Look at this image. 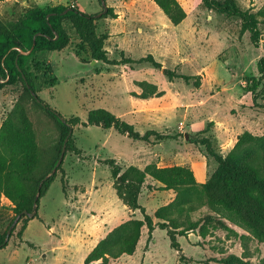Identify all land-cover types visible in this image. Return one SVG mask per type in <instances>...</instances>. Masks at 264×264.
<instances>
[{
    "label": "rangeland",
    "instance_id": "1",
    "mask_svg": "<svg viewBox=\"0 0 264 264\" xmlns=\"http://www.w3.org/2000/svg\"><path fill=\"white\" fill-rule=\"evenodd\" d=\"M21 1L0 0V15L11 16L13 9H21ZM55 1L33 0L26 6L33 3L44 7ZM75 1L68 5H76L87 14L96 15L103 9L98 0ZM177 1L186 16L174 25L153 0H105L115 17L98 18L96 31L107 34L104 48L109 58L119 59L123 53L139 59L151 54L162 68L198 74L199 87L182 78L170 81L149 62L110 65L93 61L65 23L70 43L45 55V63L51 65L57 82L48 86L41 79L36 80L38 97L64 118L78 116L85 121L89 110L104 108L141 133L155 129L164 136L143 141L112 128L75 126V144L82 156L70 152L64 155L65 192L58 172L39 199L37 216L27 221L21 237H17V232L22 218L9 235L7 245L0 248V264H84L85 256L108 231L127 219L142 217L140 210H128L116 196L109 167L98 159L114 158L122 168L187 165L196 180L204 182L216 162L205 146L195 142L198 136L209 135L217 151L226 154L243 131L264 134V109L254 106L250 92L241 86L247 77L257 76L256 61L263 53L262 45H253L249 33L240 32L238 19L202 8L199 0ZM237 2L252 11L264 5V0ZM139 81L155 84L160 94L141 97ZM18 92L15 85L0 90V123L7 115L14 116ZM37 111V121L30 116L46 137L49 121ZM205 128L207 131L197 134ZM160 186L146 176L139 203L147 213L152 214L174 198L173 189ZM11 207L10 201L1 197L2 230L14 216ZM204 212H211L207 205L193 217ZM226 222L231 230H215L204 239L197 232L178 236L182 252L194 260L193 264H204L209 256L215 260L212 264H218L220 249L236 256L242 264L264 263V242H258L246 228L231 220ZM105 264L184 263L178 260V251L170 248L165 230L155 228L147 244V230L143 227L132 255L109 258Z\"/></svg>",
    "mask_w": 264,
    "mask_h": 264
},
{
    "label": "trees",
    "instance_id": "2",
    "mask_svg": "<svg viewBox=\"0 0 264 264\" xmlns=\"http://www.w3.org/2000/svg\"><path fill=\"white\" fill-rule=\"evenodd\" d=\"M153 1L174 25L186 16L177 0ZM199 5L238 19L240 32L247 31L253 45H262L263 53L256 61L257 76L247 77L241 86L244 91L250 92L252 104L264 109V102L259 101L264 100V5L256 11L242 8L237 0H199ZM19 6L21 9H13L11 16L0 15V90L9 85L19 88L13 106L14 116L7 115L0 123V199L5 197L10 201L14 214L7 227L4 230L0 228V248L8 243L6 231L15 216L26 211L20 217L23 223L17 232V237H21L27 221L37 216L35 213L30 217L28 213L32 211L34 203L39 204L40 197L58 172L61 173L62 191L65 192L64 157L56 172L47 178L45 176L55 167L63 147L64 155L70 152L82 156V150L75 144V126L112 128L131 139L143 141L164 136L155 129L141 133L132 124L104 108L89 110L85 121H81L78 116L64 118L38 97L36 80L41 79L48 86L57 82L51 65L45 63V55L50 51H60L70 43L65 23L71 26L93 60L110 65L149 62L162 70L170 81L182 78L194 87L200 86L198 74H183L174 69L162 68V64L151 54L139 59L123 53L119 59L109 58L104 48L107 34L96 31L95 21L98 18L115 17L111 7L92 15L76 5L68 4L39 7L30 3ZM31 47L30 52L23 53ZM138 84L142 89L141 97L160 94L153 83L139 81ZM37 110L49 121L46 137H43L30 116L37 121ZM205 131L206 128L197 134ZM195 142L205 146L207 154L216 162L215 169L204 182H198L187 165L158 167L148 164L143 169L135 165L122 168L114 158L98 159L109 167L116 196L128 210H140L142 217L127 219L108 231L85 256L84 264L95 261L105 264L109 258L132 255L143 227L147 230V244L155 228L165 230L170 248L178 251V260L184 264H193L194 260L182 252L177 237L197 232L204 239L214 234L215 230H231L226 219L246 228L258 242H264V134L243 131L226 154L217 151L209 135L198 136ZM147 175L161 183L162 189H173L175 192L170 202L159 206L152 214L147 213L139 203ZM203 205H207L211 212H204L194 218L193 214ZM221 250L217 252L218 264H242L236 256ZM212 261H215L214 258L209 256L203 263L212 264Z\"/></svg>",
    "mask_w": 264,
    "mask_h": 264
},
{
    "label": "water",
    "instance_id": "3",
    "mask_svg": "<svg viewBox=\"0 0 264 264\" xmlns=\"http://www.w3.org/2000/svg\"><path fill=\"white\" fill-rule=\"evenodd\" d=\"M100 4H101V6H102V8H103L102 11L105 12V11L107 10V6H106V4H105V0H100ZM34 42H35V41L33 40V44H34ZM31 49H32V47H31L29 50H27V51H23V53H28V52H30ZM93 61H95V60H93ZM64 151H65V150H64V147H63V148H62V151H61V154H60V157H59V159H58V161H57L55 167L52 168V170L50 171V173H48V174L45 176V178L49 177L51 174H53V173L56 172L57 166L61 163V161H62V159H63V157H64ZM37 209H38V204H37V203H34V205H33V209H32V211H31L30 213H28V215H29L30 217H33V216L35 215V213H37ZM26 213H27L26 211H22L21 213H19V214H17V215L15 216L14 220L12 221L11 225L8 227V229H7V231H6V239L9 238V235H10V232H11L12 227H14V226L18 223V221H19L21 215H22V214H26Z\"/></svg>",
    "mask_w": 264,
    "mask_h": 264
},
{
    "label": "crops",
    "instance_id": "4",
    "mask_svg": "<svg viewBox=\"0 0 264 264\" xmlns=\"http://www.w3.org/2000/svg\"><path fill=\"white\" fill-rule=\"evenodd\" d=\"M16 1H17V0H16ZM73 1H75V0H67V1H65V2L60 1V0H57V1H55L56 3H54V4H70V3L73 2ZM28 2H33V0H22V1L20 2V4L23 5V6H26V3H28ZM75 2H76V1H75Z\"/></svg>",
    "mask_w": 264,
    "mask_h": 264
}]
</instances>
